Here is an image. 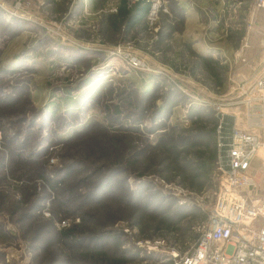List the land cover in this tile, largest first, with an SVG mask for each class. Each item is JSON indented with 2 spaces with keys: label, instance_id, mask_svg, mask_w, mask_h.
<instances>
[{
  "label": "rangeland",
  "instance_id": "1",
  "mask_svg": "<svg viewBox=\"0 0 264 264\" xmlns=\"http://www.w3.org/2000/svg\"><path fill=\"white\" fill-rule=\"evenodd\" d=\"M116 12L0 0V264H171L208 222L220 151L196 177L200 133L219 113L242 126L243 76L260 62L264 75V9L151 0L129 33L110 26Z\"/></svg>",
  "mask_w": 264,
  "mask_h": 264
},
{
  "label": "built area",
  "instance_id": "2",
  "mask_svg": "<svg viewBox=\"0 0 264 264\" xmlns=\"http://www.w3.org/2000/svg\"><path fill=\"white\" fill-rule=\"evenodd\" d=\"M243 77L242 126L234 122L228 142L217 127L221 176L208 222L188 249H171L173 264H264V75Z\"/></svg>",
  "mask_w": 264,
  "mask_h": 264
},
{
  "label": "trees",
  "instance_id": "3",
  "mask_svg": "<svg viewBox=\"0 0 264 264\" xmlns=\"http://www.w3.org/2000/svg\"><path fill=\"white\" fill-rule=\"evenodd\" d=\"M115 3H116L117 12L110 14L109 18L107 19L110 26L115 32H119L121 29L124 28L126 33H129L130 31L137 28L139 25L144 24L151 10V0H115ZM206 66L209 70L211 79L216 84H220L221 82H223L224 80L223 66L220 64V61L218 59L208 60L206 62ZM151 78L152 77H150V79ZM148 89L149 88H147V82L144 81L143 88L141 90L147 91ZM218 123L219 124L221 123L222 125L221 128L222 139L225 142H228L232 135V131L234 127V118L232 115L229 114L223 115L222 113H219L216 116V122L212 130L206 133H200V135L208 139L210 143L209 152H207L206 149H200L196 152V160L198 162V166H197L198 171L196 177L200 176V178H204V180L210 179L211 174L213 173L215 167L218 164L217 163L219 157V147H218L219 134L217 131V127L219 125ZM222 154L226 156V151L223 150ZM200 184L201 186L199 189L204 188L203 181H201ZM171 264H173L172 261Z\"/></svg>",
  "mask_w": 264,
  "mask_h": 264
},
{
  "label": "crops",
  "instance_id": "4",
  "mask_svg": "<svg viewBox=\"0 0 264 264\" xmlns=\"http://www.w3.org/2000/svg\"><path fill=\"white\" fill-rule=\"evenodd\" d=\"M259 60H261V56H257V58L254 59V61H259ZM260 64H261V62L258 63V65L253 66V67H254L253 70H250V69H249V70H250V71H248V75H249V77L258 76L259 74L263 73V72L261 71V73H258V75H257L256 69L260 66Z\"/></svg>",
  "mask_w": 264,
  "mask_h": 264
}]
</instances>
